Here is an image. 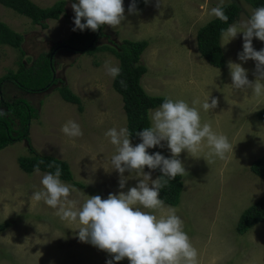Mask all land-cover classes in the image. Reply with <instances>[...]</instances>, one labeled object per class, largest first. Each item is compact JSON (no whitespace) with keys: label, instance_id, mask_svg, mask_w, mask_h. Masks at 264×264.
Instances as JSON below:
<instances>
[{"label":"rangeland","instance_id":"374dc122","mask_svg":"<svg viewBox=\"0 0 264 264\" xmlns=\"http://www.w3.org/2000/svg\"><path fill=\"white\" fill-rule=\"evenodd\" d=\"M40 8L64 1V13L58 20H47L46 29L34 25L0 6V22L23 37L19 53L0 45V78L15 72L19 63L28 68L40 55L47 54L64 41L74 28L75 13L71 7L78 0H29ZM219 0H147L142 8L130 14L132 0H123L126 20L112 28L104 25L96 45L117 48L122 40L146 41L140 55L146 73L140 79L144 92L151 97H170L201 103L209 96L218 100L215 109L200 108L202 122H209L214 131L225 134L234 146L225 159H205L209 151L197 157L182 151L179 159L186 174L182 176L177 213L184 230L198 250V264H264V223L253 225L242 235L235 232L239 215L264 195V181L249 171L251 162L264 155V95H252V90L232 88L229 61L247 70L248 79L255 82L256 62L238 59L243 51V34L230 42L220 38L225 66L216 69L200 57L195 46L196 31L213 19L210 9ZM234 2L240 12L237 20L246 19L253 10L243 0ZM228 42V43H227ZM256 50L264 49V41L253 38ZM118 67L109 52L80 55L57 49L52 56L55 83L39 94L22 93L4 84L1 95L5 101L22 99L36 110L30 121L27 139L0 150V223L8 227L0 233V264H107L112 255L78 238V224L61 220L56 209L32 195L42 189L45 173H23L17 165L20 157L50 156L67 163L73 182L82 187L69 199L81 204L87 196L118 194L120 174L112 169L115 147L105 133L111 128L126 127L120 96L112 89L113 77L107 74L105 62ZM67 87L80 102L75 105L61 99L57 92ZM200 107V105H197ZM157 108L148 111V119ZM69 120L78 123L83 135L70 138L61 129ZM132 143V142H131ZM155 149L167 158L171 151L167 141ZM134 146V144L132 143ZM153 180L152 170L145 169ZM136 172H125V188L136 186ZM67 184L68 183L65 182ZM74 186V185H73ZM166 205V204H165ZM169 206V205H166ZM171 207V206H170ZM147 211V210H146ZM113 264H130L127 258Z\"/></svg>","mask_w":264,"mask_h":264},{"label":"clouds","instance_id":"9594fccd","mask_svg":"<svg viewBox=\"0 0 264 264\" xmlns=\"http://www.w3.org/2000/svg\"><path fill=\"white\" fill-rule=\"evenodd\" d=\"M71 7L75 13L73 31L91 29L95 32L104 25L115 28L126 20L123 0H78ZM224 8L225 0H219L209 15L227 23L229 17ZM128 11L130 14L136 12L135 0ZM240 33L244 42L238 59L255 61L257 75L252 82L241 64L229 61L231 86L241 91L251 89L252 95L260 97L264 95V49H254L252 41L254 37L264 41V6L254 8L248 18L221 30L222 38H227L228 42ZM104 67L111 77L120 75V68L109 61ZM121 84L123 86L124 82ZM209 96L203 103L194 99L191 105L183 99L165 97L160 107L151 113L150 126L136 133L142 142L135 146L130 140L132 133L126 127L111 128L105 133L115 147L111 165L120 174L121 191L118 194L110 193L106 199L99 195L87 196L82 204L69 199L72 193L80 190L60 179L62 169L59 165L49 164L48 167H55V172L43 175L42 189L31 199L43 201L56 209L61 220L78 224L81 242L91 243L112 255L113 259L107 264L124 258L130 264H198V250L184 230V222L177 214L179 209L166 206L160 192L169 180L187 173L178 158L182 151L187 150L199 158L197 154L203 151L206 142L209 151L205 159L208 163V158L225 159L229 152H233L234 146L225 134L214 131L211 123L202 122L200 108L208 112L218 105L216 98L209 103ZM2 115L5 113L0 110ZM61 131L70 138L83 135L80 125L72 120L67 121ZM162 141H167L171 158L160 152L149 154L148 149L163 147ZM42 163L43 160L37 162L35 172L39 173ZM145 166L151 170L159 168L162 175L153 180L151 174L144 171ZM126 171L136 172L138 183L124 192L127 180L132 178L124 176Z\"/></svg>","mask_w":264,"mask_h":264},{"label":"trees","instance_id":"16d2710c","mask_svg":"<svg viewBox=\"0 0 264 264\" xmlns=\"http://www.w3.org/2000/svg\"><path fill=\"white\" fill-rule=\"evenodd\" d=\"M243 1L252 9L264 6V0ZM144 2L145 0H135L136 10L142 8ZM64 5V1H58L50 7L40 8L29 0H0V6L26 17L32 24L41 29L47 28L45 23L47 20L60 18L64 13ZM224 10L229 17L227 23L214 17L200 27L195 35V46L198 54L208 65L216 69H222L225 66V59L220 47L221 30L227 29L229 25L233 24L240 12L239 6L234 2L225 4ZM102 28L103 26L95 32L91 29L72 30L56 48L47 54H40L28 68L19 63L15 72H8L0 78V93L4 84L11 85L20 92L28 94H39L53 85L55 79L52 56L57 52V49L88 56L98 52H109L117 59L120 68V75L112 79L111 87L121 98L126 128L132 133L130 140L135 146L142 142L136 133L150 126L148 111L160 107L165 98L148 96L140 85V79L146 73L145 67L140 64V55L146 49L147 42L122 40L117 48L96 45V41L102 35ZM22 40L21 35L14 33L0 22V45L9 46L20 53ZM121 81L124 82L123 86ZM57 92L63 101L75 105L77 110L81 111L79 99L67 87L60 86L57 88ZM0 110L5 113V115L0 116V150L13 143L26 141L29 124L35 118L36 110L22 99L5 101L2 98H0ZM263 117L264 112H260L258 118L263 119ZM148 152L153 154L158 151L151 148L148 149ZM40 160H43L44 163L40 164L39 172L54 173L55 167L50 168L48 165H59L62 169L60 177L62 181L72 183L78 188L82 187L73 182L69 167L62 160L50 156L33 155L18 158L17 165L23 173L31 174L35 172L34 166ZM145 169L149 168L145 166ZM152 171L156 178L162 175L159 168ZM249 171L264 181V155L251 162ZM165 179L167 178L165 177ZM182 187V176H177L175 179L169 180L167 186L161 189L160 198L166 205L175 207L178 204ZM257 223H264V195L239 215L235 232L242 235ZM8 225V222L0 223V233Z\"/></svg>","mask_w":264,"mask_h":264},{"label":"crops","instance_id":"0c3cea01","mask_svg":"<svg viewBox=\"0 0 264 264\" xmlns=\"http://www.w3.org/2000/svg\"><path fill=\"white\" fill-rule=\"evenodd\" d=\"M14 33H16V32H14ZM18 34V33H17Z\"/></svg>","mask_w":264,"mask_h":264}]
</instances>
